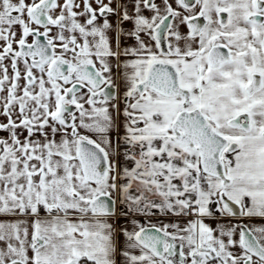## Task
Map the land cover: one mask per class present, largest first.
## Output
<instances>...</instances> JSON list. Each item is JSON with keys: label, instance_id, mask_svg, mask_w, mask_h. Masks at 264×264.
<instances>
[{"label": "snow or ice", "instance_id": "snow-or-ice-1", "mask_svg": "<svg viewBox=\"0 0 264 264\" xmlns=\"http://www.w3.org/2000/svg\"><path fill=\"white\" fill-rule=\"evenodd\" d=\"M0 264H264V0H0Z\"/></svg>", "mask_w": 264, "mask_h": 264}]
</instances>
